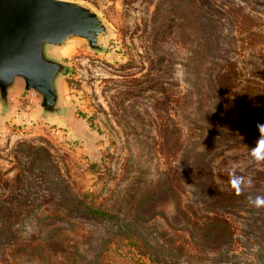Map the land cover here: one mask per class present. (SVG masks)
I'll return each instance as SVG.
<instances>
[{"label": "rangeland", "instance_id": "374dc122", "mask_svg": "<svg viewBox=\"0 0 264 264\" xmlns=\"http://www.w3.org/2000/svg\"><path fill=\"white\" fill-rule=\"evenodd\" d=\"M63 1L100 30L0 95V264H264V0Z\"/></svg>", "mask_w": 264, "mask_h": 264}, {"label": "water", "instance_id": "95a60500", "mask_svg": "<svg viewBox=\"0 0 264 264\" xmlns=\"http://www.w3.org/2000/svg\"><path fill=\"white\" fill-rule=\"evenodd\" d=\"M99 30L96 18L63 0H0L1 97L19 76L27 89L43 95L42 107L53 111V82L62 67L44 56L43 45L61 44L74 36L90 40Z\"/></svg>", "mask_w": 264, "mask_h": 264}, {"label": "trees", "instance_id": "16d2710c", "mask_svg": "<svg viewBox=\"0 0 264 264\" xmlns=\"http://www.w3.org/2000/svg\"><path fill=\"white\" fill-rule=\"evenodd\" d=\"M68 193L70 194V192H68ZM75 202L78 203L77 205L81 208V210L83 212H85V214H87V216L97 217V216H105L106 215L105 212L100 211V210L92 209V211H90V206L83 200L81 201L80 199H75ZM229 231H230V229L227 225V220L217 218V219H214V220L207 222V224L204 225V235L203 236L205 239L214 238L217 241H221L224 239V235L225 236L229 235ZM225 233H227V234H225ZM228 238H229V236H228Z\"/></svg>", "mask_w": 264, "mask_h": 264}, {"label": "crops", "instance_id": "0c3cea01", "mask_svg": "<svg viewBox=\"0 0 264 264\" xmlns=\"http://www.w3.org/2000/svg\"><path fill=\"white\" fill-rule=\"evenodd\" d=\"M61 44H62V43H61ZM46 45H55V44H49V43H46V44L43 45V54H44V56H45L47 59H50V58H48V57L45 55V46H46ZM57 45H59V44H57ZM50 60H53V59H50ZM54 61H55V60H54ZM56 77H57V75H56ZM56 77H55V78H56Z\"/></svg>", "mask_w": 264, "mask_h": 264}]
</instances>
